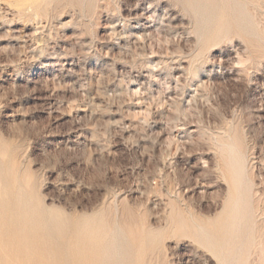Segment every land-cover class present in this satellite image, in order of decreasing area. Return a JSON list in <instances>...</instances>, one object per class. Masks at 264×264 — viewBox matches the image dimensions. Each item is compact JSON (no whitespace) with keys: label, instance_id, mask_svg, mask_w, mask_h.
Instances as JSON below:
<instances>
[{"label":"rangeland","instance_id":"374dc122","mask_svg":"<svg viewBox=\"0 0 264 264\" xmlns=\"http://www.w3.org/2000/svg\"><path fill=\"white\" fill-rule=\"evenodd\" d=\"M0 264H264V0H0Z\"/></svg>","mask_w":264,"mask_h":264},{"label":"bare ground","instance_id":"6f19581e","mask_svg":"<svg viewBox=\"0 0 264 264\" xmlns=\"http://www.w3.org/2000/svg\"><path fill=\"white\" fill-rule=\"evenodd\" d=\"M235 209V208H234ZM239 209V208H238ZM238 211V210H237ZM237 212L236 211H234L233 209L231 210V212H230V215H229V220L230 221H232V223H233V221L236 219V217L237 216H235V215H237L236 214ZM228 214H229V210H228ZM228 214H226L227 216H228ZM226 222V221H225ZM229 224H231V223H229ZM67 226V225H66ZM230 227V226H229ZM226 229V228H225ZM28 234V233H27ZM202 239L206 242V243H208V245L210 244V245H213V240H214V238H213V235H211V234H209V233H207L206 231L202 234ZM233 237V236H232ZM230 238V237H229ZM235 238V237H234ZM235 240V239H234ZM230 241H232V240H229V242ZM228 243V242H227ZM231 243V242H230ZM223 244V243H222ZM220 245V244H219ZM27 246V245H26ZM71 246V245H70ZM214 246V245H213ZM217 246V245H216ZM226 246V245H225ZM229 248V247H228ZM228 248H226V250L228 249ZM234 248V247H233ZM238 249V248H237ZM221 250V249H220ZM229 250V249H228ZM230 250H231V248H230ZM119 251V250H118ZM233 252H234V250H233ZM222 254V253H221ZM118 255V254H117ZM234 255V254H233ZM222 258V257H221ZM228 261H230V260H228Z\"/></svg>","mask_w":264,"mask_h":264}]
</instances>
